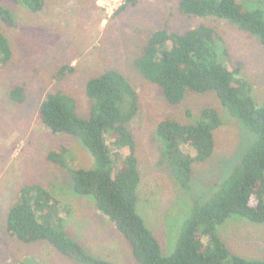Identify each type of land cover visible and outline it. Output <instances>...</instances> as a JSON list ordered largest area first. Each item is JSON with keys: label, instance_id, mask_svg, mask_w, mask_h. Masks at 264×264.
Wrapping results in <instances>:
<instances>
[{"label": "rangeland", "instance_id": "374dc122", "mask_svg": "<svg viewBox=\"0 0 264 264\" xmlns=\"http://www.w3.org/2000/svg\"><path fill=\"white\" fill-rule=\"evenodd\" d=\"M257 1L248 0L246 5L257 7ZM0 3L15 16L13 24L0 18V30L10 39L13 51L12 59L0 66V264H84L46 240L24 242L8 231V210L22 186L30 183L42 184L67 201L65 229L88 252L117 264H141L129 241L94 200L74 192L69 171L47 157L51 149L66 145L71 165L93 168L96 161L89 149L72 134L51 131L38 112L47 93L61 90L74 97L79 115L88 117L94 100L86 94V82L111 68L127 76L139 92L140 109L130 123L141 175L137 210L159 238L163 253L173 252L196 202L204 203L218 190L217 183L231 174L256 135L230 113L213 90H190L181 103L170 104L160 86L135 66V60L154 31L185 32L206 23L219 31L232 64L242 68L261 103L264 45L226 19L182 12L179 0H136L131 5L127 0H44L39 11L29 10L19 0ZM64 65L73 69L58 77ZM15 85L25 87L23 101L11 99L9 93ZM205 106L219 111L222 124L214 130L212 155L193 162L190 187L184 189L173 165L161 153L156 127L166 118L193 123ZM217 231L232 253L264 259V222L233 214Z\"/></svg>", "mask_w": 264, "mask_h": 264}, {"label": "trees", "instance_id": "16d2710c", "mask_svg": "<svg viewBox=\"0 0 264 264\" xmlns=\"http://www.w3.org/2000/svg\"><path fill=\"white\" fill-rule=\"evenodd\" d=\"M19 1L32 11L44 6V0ZM247 1L179 0V8L186 14L226 19L255 35L264 45V0H258V6L253 8L246 5ZM135 3L136 0H127V5ZM0 18L9 24L15 22L11 9L1 3ZM230 56L219 31L201 23L185 32L165 28L154 31L135 60V66L160 86L170 104L181 103L190 90H213L230 113L256 135L231 174L217 183L218 190L204 203L196 202L170 254L163 253L159 238L137 210L141 175L130 123L140 109V98L129 78L112 68L90 78L86 94L94 103L88 117L79 115L74 97L61 90L47 93L39 105L44 124L54 133L78 137L96 165H71L66 145L51 149L48 159L69 171L74 192L94 200L129 241L141 264H264V259L232 253L217 231L218 225L233 214L264 222V101L256 100L251 83L242 75V68L232 64ZM12 57L10 39L0 30V66ZM72 69L64 65L57 76ZM9 94L14 101H23L25 87L15 85ZM221 124L220 113L212 106L203 107L193 123L166 118L157 124L161 153L173 165L184 189L190 187L193 162L212 155L214 130ZM186 146L195 153L187 151ZM69 208L67 201L44 185L26 184L8 210L7 229L24 242L46 240L62 254L84 264H117L94 256L68 233L65 214Z\"/></svg>", "mask_w": 264, "mask_h": 264}, {"label": "built area", "instance_id": "2783aa9c", "mask_svg": "<svg viewBox=\"0 0 264 264\" xmlns=\"http://www.w3.org/2000/svg\"><path fill=\"white\" fill-rule=\"evenodd\" d=\"M116 1H118L119 3H123L124 0H116ZM125 1H126V0H125Z\"/></svg>", "mask_w": 264, "mask_h": 264}, {"label": "crops", "instance_id": "0c3cea01", "mask_svg": "<svg viewBox=\"0 0 264 264\" xmlns=\"http://www.w3.org/2000/svg\"><path fill=\"white\" fill-rule=\"evenodd\" d=\"M32 11V10H31Z\"/></svg>", "mask_w": 264, "mask_h": 264}]
</instances>
